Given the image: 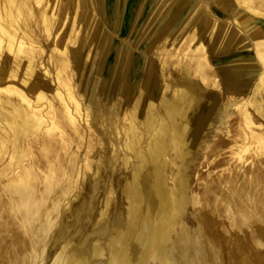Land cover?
Returning a JSON list of instances; mask_svg holds the SVG:
<instances>
[{
  "label": "bare ground",
  "instance_id": "obj_1",
  "mask_svg": "<svg viewBox=\"0 0 264 264\" xmlns=\"http://www.w3.org/2000/svg\"><path fill=\"white\" fill-rule=\"evenodd\" d=\"M125 1L0 0V264H264V0L172 1L141 72L133 32L159 3L142 1L121 37ZM100 57L115 98L99 72L86 88ZM209 85L248 104L232 141L250 154L196 172L188 195Z\"/></svg>",
  "mask_w": 264,
  "mask_h": 264
},
{
  "label": "rangeland",
  "instance_id": "obj_2",
  "mask_svg": "<svg viewBox=\"0 0 264 264\" xmlns=\"http://www.w3.org/2000/svg\"><path fill=\"white\" fill-rule=\"evenodd\" d=\"M142 1L143 0H135V1L134 0H126L125 1L124 7H125V11L126 12L124 11V13H123L124 18H122V21H121V23L124 21L121 24V30H120L121 31L120 32V36L121 37L125 36V34L127 33V31L129 30V25H130L131 17L136 13V11H138V7L140 6V4H141ZM172 1H175V0H161V1L160 0H154L151 4L153 5V3H154L156 5V4L159 3V5L157 6V8L155 7V10H153L154 8L152 10H150L151 12H150L149 16H148V14H147V16H144V18H142L141 21H139L138 24L135 26V29H134L135 31L133 32L135 37L131 41L132 42L131 43V51L129 53L130 54V64H131L132 61H134L138 57H140L139 58L140 59L139 60L140 61V72H141V69H143L142 67H144L143 66L144 65L143 63H144V60H145V54L147 56L150 55V52H148V50H147L148 41H149V39H151L152 36H154V33L156 32L157 27L159 28V27L162 26L163 19L166 18V14L165 15H161L162 12H160V10L161 9L164 10V8L168 7V5H170V3L172 4ZM127 8H128V10H127ZM149 8H150V6H149ZM84 15L87 16V13L82 11L81 17L84 16ZM125 15H126V17H125ZM138 15H139V11H138ZM160 16H161V18L159 19V22H156V20ZM127 19H128V22H127ZM83 25L86 26L85 23H84V21L82 22V26ZM123 32H124V34H123ZM148 33H149V35H148ZM244 33L246 35L247 40H249V41H252L253 40L252 35L248 34L246 31H244ZM162 35H163V33H162ZM81 43H82L81 42V39H78V44H79V48H80L78 52L80 54L82 51H84V52H82L83 53L82 56H84L85 53H86V51L88 50L87 47H88L89 43L88 44H83V43L81 44ZM84 45H87L86 48H84ZM136 46H138V47H136ZM245 51H246V49L244 50V54H248V57L253 58V59L255 58V60L257 59V57L252 53L253 52L252 50H249V51L247 50L246 52ZM93 62H94L93 60L90 62V66L91 67L89 68L87 74L85 75V78H86V81H85L86 88L89 87V86H91V84L95 80L96 73L99 72L101 74L100 77H102V78H100L101 80L97 84L98 85L97 86V89H98L97 92H99L98 93V94H100L99 96H102L103 94L106 93L107 96H111L112 98H115L117 96L118 86L120 84V82H119L120 79H117L119 77L113 75L112 77H110L109 79H107V77H105V75H103V66L104 65H103V60H102L101 57L97 59V63L95 64V66L93 65ZM214 64H215V62H214ZM259 64H261V63L259 62ZM228 71H231V72H228ZM228 71H226V73L229 74L230 76H240V77H242V76H245V74L247 73L246 70H241V69H233V70L230 69ZM242 71H244V72H242ZM243 73H244V75H242ZM133 76H134L133 79L131 81H129V87H131V89H132V87L134 86L133 89H136V88L139 87L138 86V80H137L138 77H136L135 75H133ZM155 77H156V75L154 73H152V78L150 79V87L153 85V83L155 81ZM221 79H222V76H219L218 77L219 83L221 82ZM103 82H104V86H102L103 85ZM256 82H257V77L255 76L251 80L250 86H249V88L247 90V95L250 96V95H253L254 94V87L256 85ZM207 88L209 89V91L212 94L213 98L216 100L217 105H216V107H215V105H208L207 108L204 110V112H203V114H202V116H201V118L199 120V126L202 129V134H201L202 136L199 139V142H200L199 146L202 145V144L203 145L200 146V147H197V149H195V150L193 149L191 151V154H190L191 158L194 159L193 160L194 162L191 161V163H190L191 165L189 166V169H188V173L190 174L189 181H190V187H191L189 189L188 195L189 194L190 195L192 194V186L194 185L195 180H196V174H197L196 172H200V174H202V173L204 174L205 171L207 172L209 170H212V168L213 167H216L217 164H220V163L222 164L225 155H226V157L232 156L231 157L232 158V161L233 160L236 161L237 158H238V155H241L243 158H246V157H249L248 155L250 154L248 150H245V152H244L241 149H239V147H237L238 143L237 142L234 143L232 141L238 135L239 131L244 128V126L241 124L242 121H241V115L240 114L243 111L244 106H247L248 104L247 105H244V104H246V102H244V99L242 98V96L237 97V95H233V94L231 95L230 93H227L226 89H222V91H221L218 87L216 88V87L210 86V85ZM128 97H126V98L128 99ZM230 101H237V102H239V104H237L235 107H234V105H232V107L231 106L229 107L230 112L231 111H233V112L230 113L229 110H228V112L230 114V116H228L225 112H222V110H223L224 105L227 104V103H229ZM240 101H241V103H240ZM248 108H250V107H248ZM236 113L238 114V118H237V114ZM200 115L201 114H199L198 112H196V113H194L191 116V125H194L196 123V119H198L200 117ZM219 121L221 123H219ZM224 121H227V122L229 121V123H230V124L227 123L228 124V129H229V132L228 133H229L230 136L227 135L228 133L227 134H224V132H219L218 131V127L227 126L226 125V122H224ZM207 122H211L212 125L208 127L207 124H206ZM216 125H217V129H216ZM200 127H199V130H200ZM217 132H218V134H217ZM219 135H220L221 138L219 137ZM214 137H216V138L214 139ZM237 137L235 139L240 140V137H238V138ZM223 138H225V139H223ZM224 140L225 141L227 140V141L225 142ZM205 142L206 143H209V145H211L212 147H214L212 149L211 148L209 149V151H208L209 154L207 153L208 159H204V156L205 155H204V152L203 151L206 149ZM238 142H241V141H238ZM216 144H219V145L217 146ZM232 150H235L234 152L237 153V154H235L234 152L233 153L236 156H233L234 155L233 153H232L233 155L230 154V152ZM250 160L251 159L248 158L245 163H248ZM235 161H233V162H235ZM215 162L216 163L219 162V163L215 164ZM201 164H203L204 166L201 165ZM216 169L219 172L221 168H219V166H218V167H216ZM201 171H202V173H201ZM191 210H192V208L189 206V210L187 211V220H189V221H193V218L191 217L192 216Z\"/></svg>",
  "mask_w": 264,
  "mask_h": 264
},
{
  "label": "crops",
  "instance_id": "obj_3",
  "mask_svg": "<svg viewBox=\"0 0 264 264\" xmlns=\"http://www.w3.org/2000/svg\"><path fill=\"white\" fill-rule=\"evenodd\" d=\"M146 2V1H149L150 2V0H143V2ZM186 0H181V2H185ZM94 3H95V7H96V10H98V12H101V6H102V3H103V0H94ZM97 4V5H96ZM142 5L143 4H141V6H139V11H140V7H142ZM238 49L241 51V53H242V51H244V49H246L245 47H243V45L242 44H239L238 45ZM247 50V49H246ZM233 63H234V60H229V62L227 61V65L228 66H230V68L229 69H227L226 71H228V70H230V69H240V68H232V65H233ZM241 70H245V69H241ZM227 74V73H226ZM227 75H229V74H227ZM230 76V75H229ZM230 77H234V76H230ZM236 77V76H235ZM238 77H240V76H238Z\"/></svg>",
  "mask_w": 264,
  "mask_h": 264
}]
</instances>
